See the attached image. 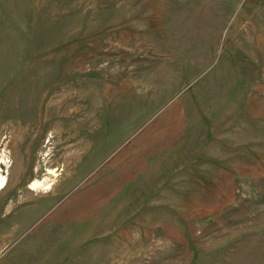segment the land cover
Wrapping results in <instances>:
<instances>
[{"label":"rangeland","instance_id":"1","mask_svg":"<svg viewBox=\"0 0 264 264\" xmlns=\"http://www.w3.org/2000/svg\"><path fill=\"white\" fill-rule=\"evenodd\" d=\"M0 178V264H264V0H0Z\"/></svg>","mask_w":264,"mask_h":264},{"label":"bare ground","instance_id":"2","mask_svg":"<svg viewBox=\"0 0 264 264\" xmlns=\"http://www.w3.org/2000/svg\"><path fill=\"white\" fill-rule=\"evenodd\" d=\"M19 98V97H18ZM28 103H30V102H28ZM19 105V104H18ZM20 106H21V104H20ZM18 107H16V108H14V109H17ZM20 113V112H19ZM45 126V125H44ZM68 146V145H67ZM92 154V153H91ZM88 156V155H87ZM95 156V155H94ZM51 171V173H54V170H50ZM3 183H4V179L3 178H0V187H1V185L3 186ZM39 184H40V182L37 180V179H33L31 182H30V188H32V189H35V188H39L40 186H39ZM62 187V186H61ZM89 188H91V187H89ZM88 188V189H89ZM75 203V202H74ZM71 208V207H70ZM65 213V212H64ZM17 217V216H16ZM22 217V216H21ZM11 220V219H10ZM74 223V222H73ZM84 223V222H83ZM73 245V244H72ZM103 246V245H102ZM74 247V246H73ZM86 252H88V251H86ZM28 253V252H27ZM89 253V252H88ZM92 253V252H91ZM25 254V253H24ZM69 254V253H68ZM90 254V253H89ZM32 255V254H31ZM70 255V254H69ZM85 257V255L83 256V257H81V258H84ZM97 261V260H96Z\"/></svg>","mask_w":264,"mask_h":264},{"label":"crops","instance_id":"3","mask_svg":"<svg viewBox=\"0 0 264 264\" xmlns=\"http://www.w3.org/2000/svg\"><path fill=\"white\" fill-rule=\"evenodd\" d=\"M6 232H9L8 230V226L6 225L5 227H3L2 225H0V243L3 241H5V237H6ZM3 245L0 244V249H3ZM12 248V246H11Z\"/></svg>","mask_w":264,"mask_h":264}]
</instances>
